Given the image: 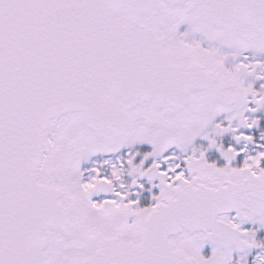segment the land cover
Returning <instances> with one entry per match:
<instances>
[{
	"label": "snow or ice",
	"instance_id": "obj_1",
	"mask_svg": "<svg viewBox=\"0 0 264 264\" xmlns=\"http://www.w3.org/2000/svg\"><path fill=\"white\" fill-rule=\"evenodd\" d=\"M0 264H264V0H0Z\"/></svg>",
	"mask_w": 264,
	"mask_h": 264
}]
</instances>
